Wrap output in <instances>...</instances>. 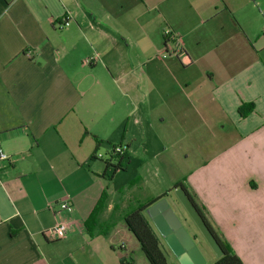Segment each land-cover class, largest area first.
Returning a JSON list of instances; mask_svg holds the SVG:
<instances>
[{
    "label": "crops",
    "instance_id": "0c3cea01",
    "mask_svg": "<svg viewBox=\"0 0 264 264\" xmlns=\"http://www.w3.org/2000/svg\"><path fill=\"white\" fill-rule=\"evenodd\" d=\"M0 148V264H135L126 214L167 190L186 214L177 182L264 264V0H0Z\"/></svg>",
    "mask_w": 264,
    "mask_h": 264
},
{
    "label": "trees",
    "instance_id": "16d2710c",
    "mask_svg": "<svg viewBox=\"0 0 264 264\" xmlns=\"http://www.w3.org/2000/svg\"><path fill=\"white\" fill-rule=\"evenodd\" d=\"M167 38V36H166ZM168 40V38H167ZM254 103L246 102L239 106V113L241 116H247L254 110ZM127 153L123 156H120L121 159L125 158ZM121 167V164L115 165V169ZM183 187L188 196L193 201L194 205L197 207L206 223L218 239L224 254L223 256L217 258L214 264H245L241 257L235 252V250L231 247L229 242L223 237L220 230L216 227L209 214L207 213L204 206L198 201L196 196L190 191V188L184 182H177L174 188ZM170 190H167L161 196L155 197L149 200L146 203L139 204L135 209L128 212L125 216V222L127 224L128 229L134 234L136 239L138 240L140 247L145 254L146 258L150 262V264H172L169 262L165 252L161 247V239L159 238L157 232L151 225L150 221L147 219L145 211L146 208L158 201L159 199L168 195ZM106 191L100 197L97 205L93 209L92 213L86 220L85 224L89 233H92L96 223H97V215L101 208L104 205L106 199ZM122 264H130L131 262L123 256L121 258Z\"/></svg>",
    "mask_w": 264,
    "mask_h": 264
},
{
    "label": "water",
    "instance_id": "95a60500",
    "mask_svg": "<svg viewBox=\"0 0 264 264\" xmlns=\"http://www.w3.org/2000/svg\"><path fill=\"white\" fill-rule=\"evenodd\" d=\"M174 193L185 209L188 218L211 246L217 258L223 256L224 251L218 239L184 188L177 187ZM146 213L176 256L179 264H208L203 253L197 246L195 238L190 234L177 212L170 205L167 196L149 205L146 208Z\"/></svg>",
    "mask_w": 264,
    "mask_h": 264
},
{
    "label": "rangeland",
    "instance_id": "374dc122",
    "mask_svg": "<svg viewBox=\"0 0 264 264\" xmlns=\"http://www.w3.org/2000/svg\"><path fill=\"white\" fill-rule=\"evenodd\" d=\"M115 168V167H114ZM113 166L110 168V175L113 174L114 171ZM131 176L124 175V173H119L116 175V187H125L124 189L120 190L118 194H123L124 196H129L132 192L133 189L130 188V186L126 187V183H128L129 179ZM135 190V189H134ZM137 190V189H136ZM121 196V195H120ZM170 205L174 208V210L177 212L178 216L181 218L183 224L185 227L188 229L190 234L192 235V232L195 233L197 231V228L193 225L192 221L188 218L187 214H182V209L179 206L177 202H175L172 198L169 196L167 197ZM179 209H178V208ZM184 212V211H183ZM186 212V211H185ZM187 218L188 220H185ZM201 252L203 253L204 257L206 258L208 264H214V262L217 260V256L211 246L207 243V241L204 239L203 236L200 235V237L195 241ZM161 247L163 251L165 252L168 260L172 264H179L176 256L174 253L171 251L167 243L164 241V239L161 237ZM134 258L136 263L135 264H150L148 259L146 258L145 254L143 251H137L134 254Z\"/></svg>",
    "mask_w": 264,
    "mask_h": 264
},
{
    "label": "built area",
    "instance_id": "2783aa9c",
    "mask_svg": "<svg viewBox=\"0 0 264 264\" xmlns=\"http://www.w3.org/2000/svg\"><path fill=\"white\" fill-rule=\"evenodd\" d=\"M69 24H70V20L67 17H63L57 23V25L61 28L68 26ZM165 35L167 36L168 41H173L175 43V45H173L174 46L173 48L167 49L165 51V56H168L169 54H174L177 57L182 56L184 53H183L181 46L178 43L177 35L168 29L165 31ZM92 59H93L92 57L86 58L85 62L89 63L92 61ZM126 153H127L126 146L119 144V145H115L112 148L111 156L112 157L113 156H119L120 157V156L125 155ZM96 156H98L100 158L103 157V155L100 153H97ZM0 158H3V159L8 158V155L5 154L1 148H0ZM59 204H60V207L62 209H72L73 208V204H71L69 201H66V200L61 201ZM51 231L55 235L56 238H58V239L64 238L68 235V231H69L68 224H67V222L59 221L53 226Z\"/></svg>",
    "mask_w": 264,
    "mask_h": 264
},
{
    "label": "flooded vegetation",
    "instance_id": "af4514ba",
    "mask_svg": "<svg viewBox=\"0 0 264 264\" xmlns=\"http://www.w3.org/2000/svg\"><path fill=\"white\" fill-rule=\"evenodd\" d=\"M186 220V219H185ZM198 231V230H197ZM201 234L199 233V231H198V233L197 232H195V233H192V236L195 238V241L199 238V236H200ZM202 236V235H201Z\"/></svg>",
    "mask_w": 264,
    "mask_h": 264
}]
</instances>
